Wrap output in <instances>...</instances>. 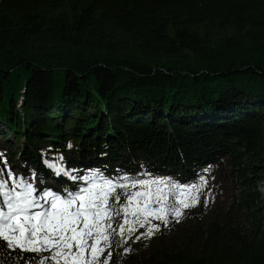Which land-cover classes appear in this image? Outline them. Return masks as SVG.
<instances>
[{"label": "trees", "instance_id": "16d2710c", "mask_svg": "<svg viewBox=\"0 0 264 264\" xmlns=\"http://www.w3.org/2000/svg\"><path fill=\"white\" fill-rule=\"evenodd\" d=\"M0 136V169L40 193L205 178L194 225H125L159 224L130 264H264V0H0ZM217 168L240 180L232 203Z\"/></svg>", "mask_w": 264, "mask_h": 264}, {"label": "snow or ice", "instance_id": "6c2138e0", "mask_svg": "<svg viewBox=\"0 0 264 264\" xmlns=\"http://www.w3.org/2000/svg\"><path fill=\"white\" fill-rule=\"evenodd\" d=\"M63 172V168L58 170V174ZM5 175L7 178H3ZM84 183L86 186L65 196L52 191L40 193L10 169H0V249L17 257L34 254L25 264H110V251L107 257H101L105 247L111 248L113 237L126 242L129 215L133 226L139 223L143 227L151 218L165 226L170 223L169 217L178 223L183 210L199 205V194L207 187L203 177L199 183L185 186L162 179L124 176L113 180L100 175L85 177ZM153 185H163L168 191L164 193L159 187L153 190ZM129 188L143 190L129 192ZM131 205L135 210L130 213ZM116 217L120 220L114 227ZM134 230L127 229L129 236ZM155 231H159V224L141 235L150 237Z\"/></svg>", "mask_w": 264, "mask_h": 264}, {"label": "rangeland", "instance_id": "374dc122", "mask_svg": "<svg viewBox=\"0 0 264 264\" xmlns=\"http://www.w3.org/2000/svg\"><path fill=\"white\" fill-rule=\"evenodd\" d=\"M13 147L16 146L15 140L13 137L10 138ZM3 138L0 136V149L2 148H9L11 149L12 147L10 146V144L8 143V145L10 147H7L3 142ZM211 176H212V180L213 182H215L219 188V196L221 200H225V201H229V203H232L235 198L238 195V192L241 189V184H240V180H238L237 178L233 179V176L229 173V172H223L221 169L217 168L214 171H211ZM30 181L31 183L34 185V187L37 189V191L40 190V181L38 180V177L36 175H31L30 177ZM260 190L262 195L264 196V184H261L260 182ZM184 197H177V199H181ZM164 202H161L162 206ZM217 202L213 201V198L209 197L207 198V205L209 206H215ZM158 206V207H159ZM180 206V205H178ZM182 207V206H180ZM135 210V205H132L131 211ZM129 223H131L132 221V217L131 215L128 217ZM175 220V219H174ZM176 221V220H175ZM195 218H191V219H187L185 217V215L183 214L182 217L180 218V221L178 222L179 225H183V224H187V225H194L195 223ZM113 226L115 227V223L114 221L112 222ZM177 223V222H176ZM246 224V222H245ZM132 227V226H131ZM128 229V228H127ZM142 233H145L143 231L137 232V231H133L131 233V235L129 236V233L127 230H125V236H124V241L126 242H118L119 238L118 237H113L111 239V248H106L105 247V251L103 252V256L101 257V259H103L104 257L108 256V252H111V257H110V264L113 263L114 259H120V261L124 262L125 264H130L131 262L135 261V259H141V257L143 256L144 250L142 248V246L146 245L148 240H149V236L147 235H141ZM140 237L139 239H137V237ZM178 237V235H177ZM177 239V238H176ZM102 247H104V245H101ZM130 249V251L124 252L123 256L121 255V249L123 251H125V249ZM152 253L151 249H147V251L145 252V256H149Z\"/></svg>", "mask_w": 264, "mask_h": 264}]
</instances>
